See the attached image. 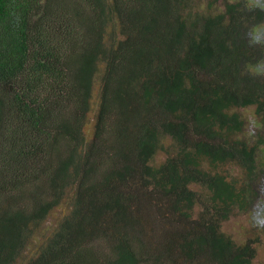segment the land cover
<instances>
[{
  "label": "trees",
  "instance_id": "1",
  "mask_svg": "<svg viewBox=\"0 0 264 264\" xmlns=\"http://www.w3.org/2000/svg\"><path fill=\"white\" fill-rule=\"evenodd\" d=\"M261 200L264 0H0V264H252Z\"/></svg>",
  "mask_w": 264,
  "mask_h": 264
},
{
  "label": "rangeland",
  "instance_id": "2",
  "mask_svg": "<svg viewBox=\"0 0 264 264\" xmlns=\"http://www.w3.org/2000/svg\"><path fill=\"white\" fill-rule=\"evenodd\" d=\"M98 91H99V86H96L95 91H94V102L92 105V110L88 116L89 124L86 127V133L88 137H91L93 133V124L95 121V116L97 112L96 109L98 105V99H97ZM240 113L243 114L244 117L252 118L254 115V109L249 108V109L240 111ZM162 159H163L162 156L157 157V163H159ZM261 202L258 204H264L263 200H261ZM262 209H263L262 211H259L260 213L258 214L257 218L258 220L261 219L263 223L264 222V206H262ZM256 214H257V211L255 213V216ZM63 215L64 214H63L62 208L56 209L53 216H51L45 222V224L41 225L40 229L38 230L36 234H34V236L40 239L44 235H46L48 232L50 233L51 229L57 225V223L61 220V217ZM258 220H256L257 223H260ZM255 228H257V226L254 224L250 215H236L235 217H232L230 221L223 224L224 232L233 236L238 242H241V243H244L249 235L255 234L254 232ZM258 230L262 231L261 233L258 232V234L261 235L264 231V227L260 226ZM263 236H264V233H263ZM34 238L30 241L29 247L27 249V252H30L32 254H35L41 247L40 244H37V242L34 241ZM252 264H264V245L263 244L260 245L257 257L253 261Z\"/></svg>",
  "mask_w": 264,
  "mask_h": 264
}]
</instances>
